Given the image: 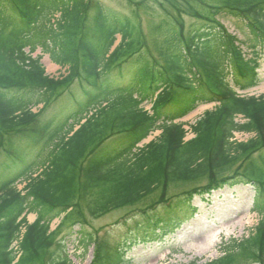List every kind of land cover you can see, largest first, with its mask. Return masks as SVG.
<instances>
[{"label":"trees","instance_id":"trees-1","mask_svg":"<svg viewBox=\"0 0 264 264\" xmlns=\"http://www.w3.org/2000/svg\"><path fill=\"white\" fill-rule=\"evenodd\" d=\"M127 1L128 16L98 0H0V264H70L60 231L79 224L80 198L99 218L159 194L121 245L98 246L90 263L120 264L139 240L197 214L194 197L208 203L238 185L252 187L259 220L204 264H264V97L237 94L262 81L264 0ZM147 2L160 12L149 35L137 13ZM38 49L63 77L45 74ZM213 102L184 141L176 121ZM155 130L158 139L136 151ZM233 133L253 137L235 142ZM178 185L190 189L164 198ZM79 225L87 248L93 241Z\"/></svg>","mask_w":264,"mask_h":264},{"label":"rangeland","instance_id":"rangeland-1","mask_svg":"<svg viewBox=\"0 0 264 264\" xmlns=\"http://www.w3.org/2000/svg\"><path fill=\"white\" fill-rule=\"evenodd\" d=\"M105 6L119 11L125 15H131L133 8L127 0H98ZM146 10H139V22L141 30L145 35H149L152 26L157 22V15L160 14L158 7L151 3H145ZM56 14L55 18H58ZM185 20H187L185 18ZM189 22V20H188ZM225 27L229 32L234 34L232 26L225 23ZM119 36L115 45L118 44ZM27 51V50H26ZM41 57V64L45 73L50 78H58L64 74L58 66L50 62L47 55L41 54L40 50H36L32 55ZM264 69L261 64L259 73L262 81L257 87L244 92L246 96L264 97ZM146 110H150L149 104L142 105ZM217 105L209 104L200 106L195 112L187 118L181 120L184 124L186 137L184 141L193 138L192 127L201 119L205 112L213 111ZM41 109V106L33 108V112ZM52 113V108H48L44 112L47 117ZM236 122H243L241 116L236 118ZM160 132H154L149 138L144 140L139 147L146 145L154 139H158ZM253 137L251 134L234 133L233 141L246 142ZM26 183H18V190L24 191ZM190 187L178 185L171 188L164 194V198L174 199L180 197L183 193L189 191ZM162 195V194H161ZM253 189L248 185H238L233 188L225 187L212 194L209 202H205L196 196L192 205L197 209L198 213L189 220L183 222L178 228H168L166 232L156 238L141 240L127 251L123 260V264H188L196 261V264H204L217 259L222 255L221 245L230 239H241L250 234L256 226L259 218L251 211L252 200L254 197ZM160 201V195H153L144 203L133 208L122 209L110 212L99 218H92L87 210V198L78 200L79 207V224L82 223L83 231L88 233L92 239V243L87 248L78 243L79 224L66 223L60 231V236H66L65 245L66 252L70 264H90L94 256V251L98 246L105 247L109 250L116 249L118 245L126 239L128 227L139 221L142 217L141 212L146 209L152 202L157 206ZM151 205V210L152 209ZM36 219V215L28 214L26 222L32 223ZM78 219L77 215L73 218ZM60 219L54 220L51 225V231L55 230ZM131 228V227H130ZM24 232V228H21ZM69 234V235H68ZM133 234V233H131ZM95 245V247H94ZM121 263V262H120Z\"/></svg>","mask_w":264,"mask_h":264}]
</instances>
